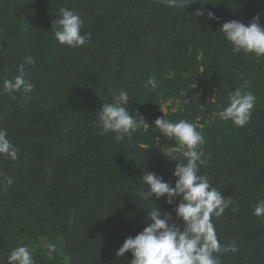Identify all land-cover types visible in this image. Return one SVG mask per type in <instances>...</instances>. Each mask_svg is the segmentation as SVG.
I'll list each match as a JSON object with an SVG mask.
<instances>
[{"label": "trees", "instance_id": "trees-1", "mask_svg": "<svg viewBox=\"0 0 264 264\" xmlns=\"http://www.w3.org/2000/svg\"><path fill=\"white\" fill-rule=\"evenodd\" d=\"M61 8L77 12L81 33L91 34L82 47L55 40L50 27ZM209 11L218 19L209 20ZM257 14L264 26V0L180 7L156 0H0V129L19 149L16 161L0 157V173L13 179L0 191V264L19 245L28 246L35 264H128L129 252L116 256L123 241L142 231L151 208L175 207L136 196L143 171L174 184L180 146L153 125L164 114L198 126L208 154L200 174L231 198L212 220L219 242L238 247L219 254L221 264H264V215H253L264 200V57L233 53L219 31ZM26 56L35 60L24 69L32 91L5 93L3 82L20 74ZM245 80L256 103L250 121L236 127L218 114ZM121 89L129 95L126 107L149 127L117 141L114 133L100 134L96 113ZM49 243L56 252H48Z\"/></svg>", "mask_w": 264, "mask_h": 264}, {"label": "clouds", "instance_id": "clouds-1", "mask_svg": "<svg viewBox=\"0 0 264 264\" xmlns=\"http://www.w3.org/2000/svg\"><path fill=\"white\" fill-rule=\"evenodd\" d=\"M173 6L182 0H170ZM196 16H204L201 10H196ZM209 20L218 18L209 11ZM260 15L257 14L245 25L231 20L222 24L220 32L232 45L233 53L254 54L257 58L264 57V26L260 24ZM83 20L74 10L61 8L59 15L52 20L51 30L55 40L70 48H79L89 41L90 33H81ZM32 56H26L18 66L20 73L12 80L3 82L5 93L22 92L26 96L33 89V84L24 79L25 64L33 65ZM152 88L157 86L154 77L147 81ZM129 95L124 90H118L110 103H105L97 111L96 117L100 125V134L114 133L117 141L126 137L131 138L141 125L145 129L149 124L138 112L133 113L126 107ZM256 103V96L248 90V82L244 81L228 97V105L219 112V118L231 121L236 127L246 125L252 115ZM139 115V121L136 119ZM164 114V113H163ZM165 138L178 142L177 151L182 159L176 160L172 171L174 184L163 180L155 172L143 171L139 177L143 185L136 196L143 201H163L167 205H175L170 211H161L158 206L151 208L145 220L146 226L134 237L126 238L117 249L116 256L124 257L126 252L131 254L128 264H221L220 255L224 252L235 253L238 247L233 241L222 245L219 242L212 222L219 218L232 203L216 188L212 187L208 177L200 174L202 166H206L208 158L202 149L205 140L197 125L179 120L171 122L165 114L153 122ZM149 146H144V149ZM0 157L16 161L19 158V149L8 139V133L0 129ZM0 191L7 192L13 184L10 176L0 173ZM156 204V203H155ZM157 205V204H156ZM174 214V215H173ZM253 215H264V200H260L253 208ZM179 220L181 224L176 221ZM49 253L57 251L56 245L47 244ZM7 264H35L32 252L27 245H19L11 250L7 256Z\"/></svg>", "mask_w": 264, "mask_h": 264}, {"label": "water", "instance_id": "water-1", "mask_svg": "<svg viewBox=\"0 0 264 264\" xmlns=\"http://www.w3.org/2000/svg\"><path fill=\"white\" fill-rule=\"evenodd\" d=\"M156 1H158L164 5L173 6L172 3L170 1H167V0H156ZM200 1H202V0H182V2L177 5V7L186 6V5H193V4H196Z\"/></svg>", "mask_w": 264, "mask_h": 264}, {"label": "rangeland", "instance_id": "rangeland-1", "mask_svg": "<svg viewBox=\"0 0 264 264\" xmlns=\"http://www.w3.org/2000/svg\"><path fill=\"white\" fill-rule=\"evenodd\" d=\"M40 243L45 245V241L44 240H40Z\"/></svg>", "mask_w": 264, "mask_h": 264}]
</instances>
